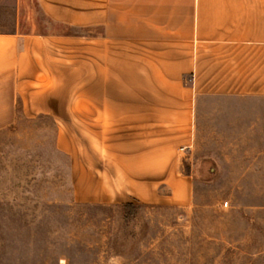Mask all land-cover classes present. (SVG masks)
<instances>
[{"label": "crops", "instance_id": "0c3cea01", "mask_svg": "<svg viewBox=\"0 0 264 264\" xmlns=\"http://www.w3.org/2000/svg\"><path fill=\"white\" fill-rule=\"evenodd\" d=\"M14 9L0 30V131L18 108L76 109L83 77L91 122L95 109L102 126H158L99 136L103 188L140 200L123 203L188 204L177 151L190 147L201 102L264 98V0H15Z\"/></svg>", "mask_w": 264, "mask_h": 264}, {"label": "rangeland", "instance_id": "374dc122", "mask_svg": "<svg viewBox=\"0 0 264 264\" xmlns=\"http://www.w3.org/2000/svg\"><path fill=\"white\" fill-rule=\"evenodd\" d=\"M14 8L0 0V30ZM77 79L76 109L18 108L0 131V264H264V98L206 97L190 147L177 151L188 204L146 203L126 223L122 201L140 200L103 188L99 136L158 126H102L95 109L91 122Z\"/></svg>", "mask_w": 264, "mask_h": 264}, {"label": "trees", "instance_id": "16d2710c", "mask_svg": "<svg viewBox=\"0 0 264 264\" xmlns=\"http://www.w3.org/2000/svg\"><path fill=\"white\" fill-rule=\"evenodd\" d=\"M145 206L139 202H127L120 205L121 212L123 214V220L126 223L132 222L137 219L140 209Z\"/></svg>", "mask_w": 264, "mask_h": 264}, {"label": "built area", "instance_id": "2783aa9c", "mask_svg": "<svg viewBox=\"0 0 264 264\" xmlns=\"http://www.w3.org/2000/svg\"><path fill=\"white\" fill-rule=\"evenodd\" d=\"M225 205L227 206V205H228V203L226 202V203H225Z\"/></svg>", "mask_w": 264, "mask_h": 264}]
</instances>
